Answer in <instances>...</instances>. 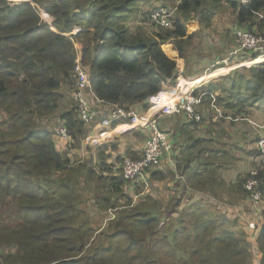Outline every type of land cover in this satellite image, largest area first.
<instances>
[{
	"label": "trees",
	"instance_id": "obj_1",
	"mask_svg": "<svg viewBox=\"0 0 264 264\" xmlns=\"http://www.w3.org/2000/svg\"><path fill=\"white\" fill-rule=\"evenodd\" d=\"M26 1L18 6L0 1V113L5 116L0 120V264H264V230L252 244L244 230L237 234L225 228L226 217L207 219L200 205L184 208L173 220L181 207L175 201L162 224L178 220V227L172 225L170 236H164L160 220L139 206L141 191L157 176L158 167L128 181L122 176L126 158L111 165L100 152L95 161L74 160L71 151L106 115L86 125L70 97L80 54L99 99L147 111L148 101L168 95L176 83L177 65H188L194 38L189 21L211 22L210 15L225 4L236 14L237 29L264 36V0H251L248 6L230 0H179L174 9L154 0L159 2L155 7L177 9L185 21L173 13L172 28L140 27L135 32L126 21L141 0ZM41 11L52 22L43 21ZM216 80L222 82L195 92L206 94L203 105L210 107L211 95L218 92L222 118L246 119L250 108L264 121V66L239 68ZM62 127L72 138L66 152L56 142ZM142 133L146 140L148 134ZM248 177L239 180L246 198ZM261 178L264 183V172ZM96 215L105 220L104 228L96 227ZM249 245L256 250V261Z\"/></svg>",
	"mask_w": 264,
	"mask_h": 264
},
{
	"label": "crops",
	"instance_id": "obj_2",
	"mask_svg": "<svg viewBox=\"0 0 264 264\" xmlns=\"http://www.w3.org/2000/svg\"><path fill=\"white\" fill-rule=\"evenodd\" d=\"M211 60L206 56H191L188 57L186 67L178 64V77H182V85L188 89L196 86V91H202L208 85L217 86L221 83L216 79L227 74L213 78L210 83L203 81V68H207L212 63ZM175 89L176 83L167 91L168 94ZM212 95L218 98L220 94L214 92ZM151 104V101L147 102V105ZM140 107L135 106L133 109L143 112ZM202 109L211 110V113L203 115L200 123H192L184 116H168L160 120V128L168 135L173 151L165 155L160 166L154 170L157 176L150 181L148 188L142 190L139 204L145 203L149 212L161 211L165 216L174 202L179 201L181 207L173 214V220L178 218L184 208L200 205L211 211L215 207L218 215L223 212L231 214V219L236 218L243 225L248 203L239 180L246 178L258 166L255 146L259 137L258 127L264 121L257 111L250 108L252 113L244 116L246 119L239 115L235 120L217 116L211 105H202L200 110ZM103 119L104 116L98 117V122L90 128L88 137L71 154L79 159L93 158L95 161L97 154L104 152L111 165L116 164L119 158L141 159L146 141L143 131L122 133L117 130V124L100 129L98 124ZM56 142L57 148L65 152L72 145L66 146L58 139ZM151 185L154 190H151ZM229 210L231 213H228ZM241 215L244 218L240 219ZM162 223L160 227L165 226ZM175 224L178 225V220L172 225Z\"/></svg>",
	"mask_w": 264,
	"mask_h": 264
},
{
	"label": "built area",
	"instance_id": "obj_3",
	"mask_svg": "<svg viewBox=\"0 0 264 264\" xmlns=\"http://www.w3.org/2000/svg\"><path fill=\"white\" fill-rule=\"evenodd\" d=\"M2 1V0H0ZM9 6L21 5L26 0H4ZM238 1L243 6H248L251 0H230ZM173 11L170 9L157 6L149 13V23L152 28H172ZM249 53H257L258 56L253 58ZM245 54L241 61L237 62L238 57ZM264 59V36H256L244 32L235 27L234 30V48L223 59L217 60L211 65L208 71L213 69H223L230 67L233 70L236 67L244 66L251 68L264 66L259 62ZM178 70V69H177ZM181 73V70L179 69ZM181 76L177 77L174 92L166 95L162 94L152 100L149 110L140 112L133 108L126 109L116 105H107L99 99L92 90L93 80L87 69L82 65V59L78 54L75 60L74 84L70 97L78 104V111L81 120L86 125H92L99 114L105 113L106 118L98 124L100 129L110 128L117 124V130L120 132L143 131L148 134L145 141L143 156L141 159L126 158L122 166V176L125 180L132 181L138 177H143L144 172L151 168L159 167L165 155L173 151V145L168 135L160 128V120L168 116H184L192 123H200L203 120L200 108L203 105V98L206 94L195 95L196 86L192 89L185 88L181 82ZM203 81L210 79V76L204 74ZM211 108L217 112V116L223 117L221 110L216 105V98L211 95ZM167 99V100H165ZM259 128V137L256 144L258 151V168L250 172L244 184V190L247 193L246 217L243 225L246 227L250 242L254 244L258 234L264 227V190L261 172H264V124ZM57 135L66 144L72 142L71 136L67 129L62 127L58 129ZM148 188V186L146 187ZM256 252L255 248H252Z\"/></svg>",
	"mask_w": 264,
	"mask_h": 264
},
{
	"label": "rangeland",
	"instance_id": "obj_4",
	"mask_svg": "<svg viewBox=\"0 0 264 264\" xmlns=\"http://www.w3.org/2000/svg\"><path fill=\"white\" fill-rule=\"evenodd\" d=\"M162 4L164 7H170L172 9L174 8H178V1L179 0H162ZM159 3L158 1H152V0H141L139 2L135 3V6L132 10V14L130 15V17L127 19L128 22L126 21V24L128 25V27L130 28L131 31L135 32L138 30V28L140 27H150V23H149V13L153 10V8L155 7V4ZM169 8V9H170ZM174 16L180 17V13L179 11H174ZM210 15V14H208ZM211 16V22H204L200 23L197 22L195 19H192L191 21L188 22V31L191 33H194V38H193V43L188 51V55L189 57L191 56H198V57H210L211 60V64L208 65L207 68H203L204 70V74L206 73L207 75L210 76V79L208 80H212L213 78H216L217 76H224L225 74H231L234 71H237L240 69L245 68L244 66L241 67H236L233 70H229L228 68H223V69H213L208 71L209 68H211V65L214 64V62L218 59H221L225 56V53L227 51V48L230 46H232L234 44V26H235V17L236 14L234 12L233 9H231L228 5L223 4V6L219 7V9L217 10L216 14L210 15ZM213 16V17H212ZM41 18L43 21L48 20L50 22H52V20L48 17H45L44 15H42V11H41ZM181 18V17H180ZM183 18V19H182ZM182 20L185 21L184 16H182ZM198 23V24H197ZM192 24V26H191ZM198 25V27H197ZM191 26V27H190ZM195 30V31H192ZM153 29H151L152 31ZM150 31V32H151ZM77 48L80 49V46L77 45ZM215 57H217L215 59ZM207 80V81H208ZM226 98V97H225ZM4 114L0 113V120H3L2 118H4ZM88 144H91V142H87ZM67 146V145H66ZM76 150L79 149V147L75 148ZM77 157V156H76ZM74 157V160H79V158ZM151 190H154V186L151 185ZM142 192V191H141ZM140 207H142V209L144 211H148V209L145 207V203H141L139 205ZM206 207V206H205ZM209 207V206H207ZM206 207V208H207ZM215 209V207H214ZM213 208L211 209V211H200L201 214L206 215L207 219L211 220L212 217H214V215L216 214L218 217L219 215L217 214L218 211L214 210ZM217 209V208H216ZM210 210V209H207ZM231 210H229L228 213ZM152 215L156 216L160 222L162 223V221L164 222L165 220V216L163 215V213L160 211H152L151 212ZM238 214H240L237 211ZM220 214L221 219L224 218L226 216V221H227V226L225 228H227L228 230H231L237 234H242L241 232H247V229L245 227L244 230V226L236 221V218L231 219V214H225L224 212ZM193 215L195 217H197V212L193 213ZM233 215V213H232ZM110 216V215H109ZM234 216V215H233ZM95 225L97 228H104L105 227V220H100L99 216H95ZM244 218L243 215H241L242 219ZM231 219V220H230ZM234 222L236 224H234ZM238 223V225H237ZM159 227L158 229L160 228ZM171 227L172 224L170 225H166L164 226L163 230H162V234H164V236H170V232H171ZM175 229L178 227V225H174ZM244 230V231H243ZM264 229L261 230V232L258 234V236L262 233ZM257 236V237H258ZM124 240L120 239V243L124 244ZM205 242V241H204ZM120 243H115V245H119ZM205 243H203V247H204ZM249 249L252 251V246L249 245ZM253 252V251H252ZM251 252V253H252ZM256 252L252 253L253 256V260L256 261L257 260V254H255Z\"/></svg>",
	"mask_w": 264,
	"mask_h": 264
},
{
	"label": "bare ground",
	"instance_id": "obj_5",
	"mask_svg": "<svg viewBox=\"0 0 264 264\" xmlns=\"http://www.w3.org/2000/svg\"><path fill=\"white\" fill-rule=\"evenodd\" d=\"M259 62H262V63H264V59H261ZM229 69H230V67H229Z\"/></svg>",
	"mask_w": 264,
	"mask_h": 264
}]
</instances>
